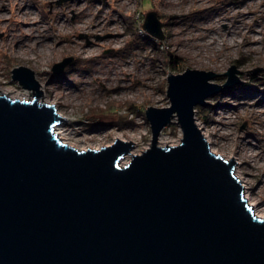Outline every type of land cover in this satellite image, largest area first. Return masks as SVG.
I'll return each mask as SVG.
<instances>
[{
  "label": "water",
  "instance_id": "water-1",
  "mask_svg": "<svg viewBox=\"0 0 264 264\" xmlns=\"http://www.w3.org/2000/svg\"><path fill=\"white\" fill-rule=\"evenodd\" d=\"M162 24L147 13L149 34L163 39ZM238 73L232 64L218 83L213 70L169 71L170 105L148 106L151 146L135 154L118 137L99 149L63 142L55 127L67 118L40 103L33 69L14 67L34 98L0 94V264H264V218L244 197L237 161L214 153L195 120L197 106L243 82ZM172 123L180 143L161 146Z\"/></svg>",
  "mask_w": 264,
  "mask_h": 264
},
{
  "label": "rangeland",
  "instance_id": "rangeland-1",
  "mask_svg": "<svg viewBox=\"0 0 264 264\" xmlns=\"http://www.w3.org/2000/svg\"><path fill=\"white\" fill-rule=\"evenodd\" d=\"M25 4L28 16L20 13ZM150 11L163 23V39L145 31ZM33 19L46 28L37 38L45 52L34 58L19 43L32 39L26 26ZM236 29L232 44L227 33ZM46 45L55 46L48 56ZM70 56L73 63L55 74L53 65ZM232 64L243 82L195 111L209 125L214 150L240 160L248 203L264 214V0H0V89L33 100V91L12 78L14 67L33 69L47 100L69 116L56 126L69 132L62 141L78 149L102 148L120 135L133 137V153H141L152 139L146 109L170 105L169 71L213 70L223 83ZM181 135L176 123L167 125L159 144L177 145Z\"/></svg>",
  "mask_w": 264,
  "mask_h": 264
},
{
  "label": "bare ground",
  "instance_id": "bare-ground-1",
  "mask_svg": "<svg viewBox=\"0 0 264 264\" xmlns=\"http://www.w3.org/2000/svg\"><path fill=\"white\" fill-rule=\"evenodd\" d=\"M27 8V4H25V5H23L22 6V9L20 10V13H23L24 15H26V16H28L29 15V12H28V10L26 9ZM7 18H8V21L9 20H11L12 18V16H6ZM102 23V22H101ZM27 30H28V34L29 35H31L32 36V39H30V42H24L23 40H19V43L21 44V51H22V53H25L26 52V50L25 49H29L32 53H33V55L34 56H32L33 58L34 57H36L38 54L40 55V54H44L43 52H45V49L43 48V44H41V41L40 40H37V38L38 37H41V36H43L44 34H41V32H44V31H46V28H42V27H40L39 28V22L36 20V19H33L32 20V22L31 23H28L27 24ZM62 28H63V30L65 31V29H66V26H64V25H62ZM32 30H34V31H32ZM32 31V32H31ZM238 33L239 32V29H236V30H234L232 33H227V35H229V38H228V40L232 43V44H236L239 40L237 39V38H235L234 37V33ZM33 33H35L34 35H33ZM219 42H220V45H224L225 44V38L223 37V36H220L219 37ZM212 41L213 40H210L209 41V43H212ZM36 43H37V47H36ZM46 49H47V51L48 52H46L45 54H46V56H48V54L47 53H50V51H54L55 50V46H52V45H46ZM51 52V53H52ZM13 91L12 90H2V89H0V94H3V95H7V96H9V94L10 93H12ZM43 93H44V98H43V96H40V98H39V100L40 99H42L43 98V101L42 102H40V103H48V104H54V106L56 107V104H57V102H55V101H51V100H47V95H46V90L45 89H43ZM34 95V94H33ZM10 97V96H9ZM12 98V97H11ZM16 99V98H15ZM17 99H19V98H17ZM60 114L62 115V116H64V117H66L67 118V120H69V116L67 115V114H65V113H63V112H60ZM197 114H198V112L196 111L195 112V120H198V116H197ZM197 117V118H196ZM200 119V118H199ZM204 122V121H203ZM57 132V136L61 139V140H63V139H66L67 138V135L69 134V132L67 133V130L66 129H63L62 127H57L56 129H55V133ZM161 135V134H160ZM122 138L120 135H116V138ZM159 138H160V136H159ZM130 141L132 140V141H134L133 143H136V140L132 137L131 139H129ZM158 143H159V141H158ZM108 145H110V144H108ZM108 145H106V146H108ZM81 149H83V148H81ZM94 149H99V148H94ZM83 150H86V148H84ZM133 151V150H132ZM214 153H216V154H220V153H217V151L216 150H212ZM221 155V154H220ZM127 156V155H126ZM232 157V156H231ZM231 159V158H230ZM249 189V188H248ZM255 204L256 203H254V202H252V201H249V205L251 206V207H253V208H255L254 206H255ZM256 215L258 216V217H261V218H264V214L262 213H259V212H256Z\"/></svg>",
  "mask_w": 264,
  "mask_h": 264
},
{
  "label": "built area",
  "instance_id": "built-area-1",
  "mask_svg": "<svg viewBox=\"0 0 264 264\" xmlns=\"http://www.w3.org/2000/svg\"><path fill=\"white\" fill-rule=\"evenodd\" d=\"M146 31V30H145ZM210 99V98H209ZM209 99H208V102H209ZM226 106V105H224ZM223 106V107H224ZM223 107L221 108L223 111H226V109H223ZM214 109V108H213ZM213 109H211V111H213ZM230 109V108H228ZM196 112V111H195ZM209 117V116H208ZM197 118V117H196ZM210 118V117H209ZM196 123L198 125V127L201 129L203 135L205 136V138L207 139L208 143L210 144V147H211V150L214 149V141L213 139L211 138V133H210V130H209V125L208 123L204 120V122L198 118V120H196ZM56 129V127H55ZM141 153L143 152L142 150L140 151ZM221 156H223L225 159H230L232 158L230 155L228 154H225V153H220ZM127 163H121L122 166L126 165ZM241 165V162L240 160L237 158V163L235 165V168H234V174L236 175V177L240 180V182L242 183L243 187H244V197L247 199V201L249 200L248 199V186H247V183L245 181V179L243 178L242 176V173L240 172L239 170V166Z\"/></svg>",
  "mask_w": 264,
  "mask_h": 264
},
{
  "label": "trees",
  "instance_id": "trees-1",
  "mask_svg": "<svg viewBox=\"0 0 264 264\" xmlns=\"http://www.w3.org/2000/svg\"><path fill=\"white\" fill-rule=\"evenodd\" d=\"M153 37V36H152Z\"/></svg>",
  "mask_w": 264,
  "mask_h": 264
}]
</instances>
